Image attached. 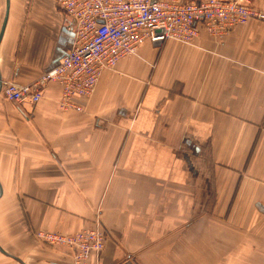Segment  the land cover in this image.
Returning a JSON list of instances; mask_svg holds the SVG:
<instances>
[{
  "label": "crops",
  "instance_id": "0c3cea01",
  "mask_svg": "<svg viewBox=\"0 0 264 264\" xmlns=\"http://www.w3.org/2000/svg\"><path fill=\"white\" fill-rule=\"evenodd\" d=\"M70 24L55 0H9L0 246L24 264H74L39 233L98 222L106 246L88 264H264V19L143 44L81 111L60 107L54 82L38 103L7 100L5 80L30 83L69 52ZM0 264L22 263L0 251Z\"/></svg>",
  "mask_w": 264,
  "mask_h": 264
},
{
  "label": "built area",
  "instance_id": "2783aa9c",
  "mask_svg": "<svg viewBox=\"0 0 264 264\" xmlns=\"http://www.w3.org/2000/svg\"><path fill=\"white\" fill-rule=\"evenodd\" d=\"M71 20L73 46L54 66L30 83L3 82V95L16 103H38L47 84L61 86L63 109L82 110L80 100L95 92L103 71L114 69L140 46L168 39L191 43L201 30L225 37L239 25L264 19L251 0H55ZM39 239L71 248L74 264H88L106 246L100 223L75 234L40 232Z\"/></svg>",
  "mask_w": 264,
  "mask_h": 264
},
{
  "label": "water",
  "instance_id": "95a60500",
  "mask_svg": "<svg viewBox=\"0 0 264 264\" xmlns=\"http://www.w3.org/2000/svg\"><path fill=\"white\" fill-rule=\"evenodd\" d=\"M8 14H9V0H7V7H6V12H5V16H4V21H3V24H2V32L0 34V39L2 37V33L4 32V29H5V26L7 24V19H8ZM72 36H74V32L71 33ZM67 53L65 52L63 56H61L60 58L64 57ZM60 58H56V62L60 59ZM0 194H1V190H0ZM0 251L8 256H11L13 258H15L17 261H19L20 263L24 264L23 261L18 258L17 256H14V255H11L10 253H8L7 251H5L1 246H0Z\"/></svg>",
  "mask_w": 264,
  "mask_h": 264
},
{
  "label": "rangeland",
  "instance_id": "374dc122",
  "mask_svg": "<svg viewBox=\"0 0 264 264\" xmlns=\"http://www.w3.org/2000/svg\"><path fill=\"white\" fill-rule=\"evenodd\" d=\"M5 1V0H4ZM5 4V3H4ZM3 10H5L4 8H3ZM8 100V99H7Z\"/></svg>",
  "mask_w": 264,
  "mask_h": 264
}]
</instances>
